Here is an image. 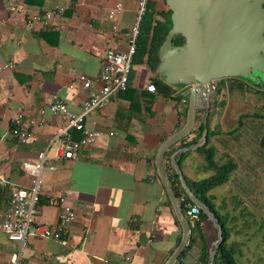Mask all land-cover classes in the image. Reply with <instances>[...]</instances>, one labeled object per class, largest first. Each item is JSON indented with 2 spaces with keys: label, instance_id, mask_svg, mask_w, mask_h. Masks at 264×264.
<instances>
[{
  "label": "crops",
  "instance_id": "0c3cea01",
  "mask_svg": "<svg viewBox=\"0 0 264 264\" xmlns=\"http://www.w3.org/2000/svg\"><path fill=\"white\" fill-rule=\"evenodd\" d=\"M115 3L121 8L108 19L107 10ZM56 4L64 5L65 10L54 18L52 26L25 29L30 13ZM153 4L158 11L168 8L164 0ZM136 9L137 0H83L77 4L75 0H0V63H14L12 69L0 73V171L15 185H28L29 177L19 163L34 159L45 149L63 122L47 110L46 96L54 94L69 110L80 112L89 94L99 89L97 75L105 49L127 51ZM78 74L91 79L89 89L82 87ZM155 77H159L156 70L144 63L132 65L127 88L84 117L85 128L98 131L99 137L82 147L76 158L56 157V141L48 146L34 223L55 225L58 221L61 205L48 204V194L63 195L75 219L62 234L65 242L29 238L23 249L25 260L31 264L166 263L182 230L159 177L155 155L161 143L185 125L190 87L164 96L146 89ZM210 102L206 123L215 160L220 163L230 158L236 167L208 194L219 213L227 217L228 239L240 241L246 238V218L252 219L254 211L243 199L248 196L244 186L233 185L234 179H245L248 164L238 166L230 142L245 115L232 109L226 99L222 106ZM19 104L25 107L23 124L31 133L25 142L10 134ZM203 107L206 104L199 98L190 130L162 154L172 187H183L181 176L199 180L211 174L204 166L203 153L193 143L185 145L196 138L197 125L205 115ZM72 134L78 138L80 132ZM221 138L229 142L224 148L219 145ZM6 202V191H0V218ZM201 223L204 240L211 248L217 228L209 218ZM14 250V243L0 231V264H5ZM200 250L197 236L181 264H196Z\"/></svg>",
  "mask_w": 264,
  "mask_h": 264
},
{
  "label": "water",
  "instance_id": "95a60500",
  "mask_svg": "<svg viewBox=\"0 0 264 264\" xmlns=\"http://www.w3.org/2000/svg\"><path fill=\"white\" fill-rule=\"evenodd\" d=\"M171 10V27L159 46L155 68L159 78L175 89L189 86L185 125L158 147L155 164L171 205L181 226V239L165 264H173L189 239L190 228L163 167L162 154L167 146L191 128L199 98L206 104L201 139L207 140V114L213 82L238 77L264 88V0H164ZM175 34L183 36L180 45L172 43ZM189 197L207 213L217 228L207 264H214L216 248L222 240L221 226L209 209L198 200L181 176Z\"/></svg>",
  "mask_w": 264,
  "mask_h": 264
},
{
  "label": "built area",
  "instance_id": "2783aa9c",
  "mask_svg": "<svg viewBox=\"0 0 264 264\" xmlns=\"http://www.w3.org/2000/svg\"><path fill=\"white\" fill-rule=\"evenodd\" d=\"M81 1L83 0H75L76 4ZM150 1L156 0H137L136 15L130 27L127 51L118 52L112 48L105 49L97 75L99 89L97 92L89 94L88 99L83 102L80 112L74 113L69 110L66 104L54 94L46 96L47 110L54 116L61 118L63 122L55 128L45 149L38 152L34 159L23 160L19 163L20 169L29 177L28 185L19 187L0 171V191L7 193L6 206L0 218V231L15 245L14 252L5 264H31L23 257L26 241L31 237H51L65 242L62 234L68 230L71 222L75 219V212L64 203L63 195L48 194L46 197L48 204L61 205L58 221L55 225L36 224L33 218L41 192V173L45 168L47 148L53 141H56L55 156L62 159H74L82 147L93 144L99 137L98 131L85 128L84 117L92 110L105 105L111 98L116 97L127 88L140 21ZM120 8L121 4L115 3L108 8L106 17L112 19L115 12ZM64 10V5L56 4L44 8L42 11L30 13L25 19L24 27L28 31L38 26L50 27L53 25L54 18L61 16ZM13 67V61L2 62L0 63V73ZM77 79L85 89L92 86L91 79L84 74H78ZM72 86V84L69 85V87ZM146 89L155 91L151 81L147 84ZM181 101L186 102V99L182 98ZM24 114L25 107L23 104H19L16 107L10 128V134L19 142H25L31 135L23 124ZM73 131L80 132L78 138L73 137ZM109 134L112 132L110 131ZM177 201L189 227L199 221L201 208L185 190L177 197Z\"/></svg>",
  "mask_w": 264,
  "mask_h": 264
},
{
  "label": "trees",
  "instance_id": "16d2710c",
  "mask_svg": "<svg viewBox=\"0 0 264 264\" xmlns=\"http://www.w3.org/2000/svg\"><path fill=\"white\" fill-rule=\"evenodd\" d=\"M170 14L171 10L169 8L158 11L155 9L152 1L147 4V8L139 25V31L135 42V51L132 56V65L144 63L151 71L155 70L159 62V46L163 42L168 30L171 27ZM183 40L184 38L182 35L175 34L172 38V43L175 45H180ZM225 80H227L234 89L239 91H247L250 89V85L243 79L238 77H227L221 78L214 83L215 93H221L223 85L225 84ZM151 83L154 85L155 90L164 96H171L176 90L159 77L152 78ZM257 90L264 97V89L257 88ZM176 97L177 96L174 98ZM223 104L224 99H217L216 96L213 97L211 101V105L222 106ZM201 111L202 114H204L206 108H201ZM206 126H208V123H206ZM203 127V121L201 120L197 125L196 138L185 145L197 143L198 139L202 135ZM209 135L210 131L208 130L206 142L202 146L198 147L197 150L203 153L205 159L204 166L211 171V174L199 180H187L184 178V181L189 189L198 198V200L202 202L215 216L218 224L221 226L222 240L219 242L216 248L214 264H239L235 257L238 254L240 255V243L236 241H230L228 239V227L226 224L227 217L219 213L217 207L211 199V196L208 194V191L211 188L225 182L228 179L231 172L235 169L236 163L230 158H227L226 161L220 163L215 160V148L209 144ZM260 144L264 146V135L262 136V141H260ZM173 190L176 197H179L184 192L183 188L178 185L173 186ZM207 219V213L201 209L199 221H197L193 226L189 227L190 232L187 245L181 251L180 255L173 264H181V257L190 247L193 246L194 243H196L197 236L201 241V250L197 257L196 264H207L209 260L210 246L204 240L201 223Z\"/></svg>",
  "mask_w": 264,
  "mask_h": 264
},
{
  "label": "rangeland",
  "instance_id": "374dc122",
  "mask_svg": "<svg viewBox=\"0 0 264 264\" xmlns=\"http://www.w3.org/2000/svg\"><path fill=\"white\" fill-rule=\"evenodd\" d=\"M249 85V90L239 91L225 80L221 93L217 94L213 89L208 99L209 102L215 96L226 99L232 109L237 108L245 115L233 133L236 137H233L230 146L238 166L246 163L248 168L244 169L245 179H234L233 185L244 186L248 196L243 199L254 212L252 219L246 218V238L236 241L240 243L241 252L235 259L239 264H264V146L260 144L264 135V97L254 85ZM227 143L226 138L219 140L223 148ZM241 171L239 174H242ZM251 192L254 195H250Z\"/></svg>",
  "mask_w": 264,
  "mask_h": 264
},
{
  "label": "flooded vegetation",
  "instance_id": "af4514ba",
  "mask_svg": "<svg viewBox=\"0 0 264 264\" xmlns=\"http://www.w3.org/2000/svg\"><path fill=\"white\" fill-rule=\"evenodd\" d=\"M263 7H264V3H263ZM254 87L259 89H264L263 86H254Z\"/></svg>",
  "mask_w": 264,
  "mask_h": 264
}]
</instances>
